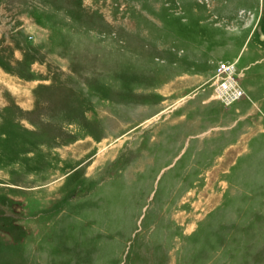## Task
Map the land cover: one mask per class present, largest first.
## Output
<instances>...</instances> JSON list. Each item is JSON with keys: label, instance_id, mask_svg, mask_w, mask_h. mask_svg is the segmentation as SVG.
Listing matches in <instances>:
<instances>
[{"label": "rangeland", "instance_id": "rangeland-1", "mask_svg": "<svg viewBox=\"0 0 264 264\" xmlns=\"http://www.w3.org/2000/svg\"><path fill=\"white\" fill-rule=\"evenodd\" d=\"M0 264H264V0H0Z\"/></svg>", "mask_w": 264, "mask_h": 264}, {"label": "built area", "instance_id": "built-area-1", "mask_svg": "<svg viewBox=\"0 0 264 264\" xmlns=\"http://www.w3.org/2000/svg\"><path fill=\"white\" fill-rule=\"evenodd\" d=\"M217 70L218 73L212 81L214 95L221 93V96H218L219 103L230 105L243 94L239 85L232 79L238 76V73H235L233 66L231 67L228 63L221 64Z\"/></svg>", "mask_w": 264, "mask_h": 264}, {"label": "crops", "instance_id": "crops-1", "mask_svg": "<svg viewBox=\"0 0 264 264\" xmlns=\"http://www.w3.org/2000/svg\"><path fill=\"white\" fill-rule=\"evenodd\" d=\"M211 57H213V59L214 58H216V56L213 54ZM213 59H211L212 61H213ZM240 71H241V74H242V72L244 71L243 69H240ZM206 82V81H205ZM213 101V100H212ZM209 103V102H208ZM225 149H228L227 147H224V148H222V150H225ZM195 151V150H194ZM196 152V151H195ZM199 157H202L203 159H205L206 157L204 156V155H201V154H198V158ZM195 165V161H194V164H193V166Z\"/></svg>", "mask_w": 264, "mask_h": 264}, {"label": "bare ground", "instance_id": "bare-ground-1", "mask_svg": "<svg viewBox=\"0 0 264 264\" xmlns=\"http://www.w3.org/2000/svg\"><path fill=\"white\" fill-rule=\"evenodd\" d=\"M218 96H221V93H218L217 95L215 94L213 97L215 100H218V102H220Z\"/></svg>", "mask_w": 264, "mask_h": 264}]
</instances>
